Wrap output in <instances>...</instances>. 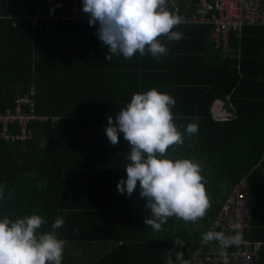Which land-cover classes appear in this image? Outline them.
I'll use <instances>...</instances> for the list:
<instances>
[{
	"label": "crops",
	"instance_id": "crops-1",
	"mask_svg": "<svg viewBox=\"0 0 264 264\" xmlns=\"http://www.w3.org/2000/svg\"><path fill=\"white\" fill-rule=\"evenodd\" d=\"M11 1L0 0V19L5 20L9 14ZM16 10L23 9L20 7ZM134 25L122 28L119 32L117 29L113 32L117 36H103L106 41L102 43L106 47L101 52L97 47L101 45L100 42L82 47L77 52L81 62L84 57L92 54L91 72H101L97 74L96 80H83L85 67L79 65L78 69L71 68L77 74L81 72L79 76L55 84V79L61 73H71L70 67L57 65L51 67V71H42L43 75L39 76V79L47 76L54 81L47 87L39 85L36 88L39 92L31 86V94L34 110L39 105L46 115L54 112L52 118L66 122L63 133L67 136L65 140H59V145L62 144V148L72 145L73 149L81 151L80 164L68 167L72 179L66 182L64 188L67 189L62 192L65 200H85L97 206L112 205L121 215L130 209L135 217L144 215L148 209L146 202L150 200L157 203L160 201L161 205L167 203L163 180L160 179V192L153 191L157 182L147 172L151 170L148 165L157 163L161 158V152L157 156L149 153L174 150L182 154L190 151L193 144L184 143V137L186 140L194 137V121L203 119L207 111L211 114L213 104L215 106L222 102L225 106V102L229 101L227 95L226 100L213 99L208 106L211 80L217 78L219 73L226 75L229 66L238 69L242 80L238 93L241 117L246 121L264 120V27L244 28L241 40L233 42L232 46L239 51L231 58L211 49L206 25ZM2 55L0 51V65ZM223 62L227 65L224 70L220 65ZM89 72L86 68V74ZM127 74H131L128 76L131 80L126 78ZM133 74H136V85L132 82ZM35 92L38 95L36 102ZM231 110L238 112L234 107ZM68 125L72 126L68 128ZM102 153L107 154L102 158ZM122 153L126 156H121ZM175 160L177 173L188 167H181L184 160L186 165L192 163L191 156L182 155ZM109 170H116L115 173L120 175L103 177ZM15 182L17 186H14ZM23 183V179L17 177L15 180L4 178L0 181L1 200L6 204L0 208V264H7L4 259L6 253L11 257L16 255L17 259L29 257L31 262L28 264L41 262L40 243L34 245L31 240L25 252L11 251L24 245L19 244V241L8 240L7 236L12 220L24 226L22 218H28L27 214H22L23 208L20 206L15 217L11 219L9 216L11 209L16 208V205L10 206L9 197L13 195L18 198L22 195L25 189ZM58 189L56 182L54 195ZM179 189L177 183L178 210L192 198L202 199V194H197L195 189ZM203 199L210 200V195H203ZM205 205L206 201L199 206L187 203L182 213L193 211L195 218L203 216ZM53 227L51 225V229ZM138 227L119 224L102 228L87 225L83 234L103 235L104 238L91 237L82 241L53 238L46 240L48 243L44 246L51 248V244H54L53 248H57V245L66 248L67 251L61 255V264H143L145 252L142 249L131 243L122 245L120 238L116 240L105 236L115 231L126 235L130 230L135 232L149 229ZM94 232L96 234H92ZM147 252L151 259L152 254ZM47 259L48 264L57 262L52 254ZM14 262L15 259H12L11 264Z\"/></svg>",
	"mask_w": 264,
	"mask_h": 264
},
{
	"label": "trees",
	"instance_id": "trees-1",
	"mask_svg": "<svg viewBox=\"0 0 264 264\" xmlns=\"http://www.w3.org/2000/svg\"><path fill=\"white\" fill-rule=\"evenodd\" d=\"M43 1L12 0L9 13L21 7L29 15H33L34 8L41 5ZM107 10L120 13L119 1L109 0ZM8 15L5 20L0 19V51L3 52L0 65V111L11 107L17 96L30 93L31 86L35 87L36 92H39L36 90L39 85L49 86L54 80H49L47 76L39 79V76L43 75L44 70L51 71L53 66L70 67L71 71V73H61L55 79V84L79 76L81 72L77 74L71 70V68L78 69L79 65L85 67L83 80H96L97 74L101 72H91L93 71L90 66L92 54L84 57L81 62L77 52L87 45L92 46L95 42L101 43L97 46L101 52V49L106 47L102 43L106 41L102 38L103 36L112 35L117 29L119 32L122 28L135 26L125 23L39 21L33 27L29 19H24L17 26H13ZM113 35L117 36V34ZM216 53L219 54L217 51ZM220 65L223 66V70L227 68L224 62ZM86 68L90 71L87 74ZM226 70L228 72L226 75L219 73L217 78L211 80V97L208 106L213 99L226 100V96L229 95V101L225 102V107L230 110L233 107L236 108L238 115L235 113L236 117L233 119L215 121L211 119L207 111L205 116H202L203 119L194 121L196 129L194 137L187 140L186 136L184 137V143L193 144V149L182 154L174 150L148 152L153 156L161 152V158L157 160V163L148 165L151 170L147 172L152 174L157 182L153 191L160 192V179L163 180V190L167 192V203L161 205L160 201L159 203L151 200L146 202L148 209L142 216L134 217L130 209L126 214L121 215L122 213L117 212L115 210L117 208L112 205L97 206L85 200H67V198L65 200L62 192L67 189L64 188L66 182L72 179L68 167L73 168L77 163L80 164L81 151L73 149L72 145L69 148H62L60 146L62 144L59 145V140L61 141L62 138L65 140L67 136L63 133L66 122L62 120L52 122L54 112L46 115L39 105L35 107L36 115L48 116V118L46 122L31 124V137L27 140L12 141L0 134V181L4 178L15 180L17 177L23 179V185L26 187L25 197L23 192L18 198L13 195L9 197L10 206L16 205L15 209H11L10 218L17 215L19 206L23 208L22 214H27L28 218L26 216L22 218L25 222L24 228L14 231L12 236L8 232V240L17 242L23 237L25 240L40 244H45L46 240L53 238L62 241H82L91 237L104 238L103 235L83 234L87 225L102 228L119 224L130 228L139 226L138 228L149 229L135 232L130 230L126 235L115 231L105 236L116 240L120 238L122 245L131 243L142 249L145 252L143 264H184L195 248L197 240L205 234L218 213L230 189L242 178L247 177L246 191L251 228L245 236L264 241V120L246 121L241 117L238 96L242 86L241 76L238 69L234 67L229 66ZM128 76L131 74H127L126 77L131 80ZM132 76V82L136 85V74ZM66 77L70 79H65ZM36 92L35 102L38 97ZM71 126L68 125V128ZM14 131L15 129L9 130L8 134ZM106 154L102 153L100 156ZM182 155L191 156L192 163L186 165L184 160L181 167H188L180 169L177 173L175 159H179ZM121 156L126 154L122 153ZM115 172L116 170H109L103 177L120 175ZM56 182L59 189L54 195L53 187ZM177 183L179 191L195 189L197 194H202V199L192 198L178 210ZM14 186H17L16 182ZM203 195H210V200L203 199ZM203 201H206L205 215L196 216L193 220L184 218V213L181 211L186 210L183 208H187V203L199 206ZM1 205L6 206L0 196V208ZM183 219L198 226L194 231H190L189 235L184 236L185 241L175 243V226ZM50 220H52L51 224ZM12 222V226L9 225L10 228L20 227L17 221L12 220ZM49 224L50 227H48ZM51 225H54L52 229ZM175 244L179 245L173 248ZM43 251L45 252V249L41 245L40 264H48ZM147 251L152 254L151 259Z\"/></svg>",
	"mask_w": 264,
	"mask_h": 264
},
{
	"label": "built area",
	"instance_id": "built-area-1",
	"mask_svg": "<svg viewBox=\"0 0 264 264\" xmlns=\"http://www.w3.org/2000/svg\"><path fill=\"white\" fill-rule=\"evenodd\" d=\"M118 1L120 13L107 10L109 0H44L34 8L33 15L16 10L9 13L8 19L13 26L29 19L33 27L39 21L206 25L211 49L231 58L239 51L232 47L233 42L241 40L245 26H264V0ZM218 103L211 107L213 120L235 118L233 110ZM46 120L35 114L32 94L26 93L0 111V134L12 141L27 140L31 137V124ZM247 186L244 177L230 189L184 264H264V241L245 236L251 228Z\"/></svg>",
	"mask_w": 264,
	"mask_h": 264
},
{
	"label": "rangeland",
	"instance_id": "rangeland-1",
	"mask_svg": "<svg viewBox=\"0 0 264 264\" xmlns=\"http://www.w3.org/2000/svg\"><path fill=\"white\" fill-rule=\"evenodd\" d=\"M24 188H26V187H24ZM25 196H26V191L24 189L23 197H25ZM193 214H194L193 211H187V212L184 213V216H185L184 218H186L188 220H190V219L193 220V218H194ZM186 219L181 220L175 226V228H176V232L174 233V241H175V243H180V242L185 241V237L184 236L185 235H189L190 234L189 232L190 231H194L195 228L198 226L197 224L193 225L192 223H189ZM24 227L25 226L10 228L9 229V235L12 236L14 231L19 230V228H24ZM18 243L21 244V245H24V247H22L20 249H11V251L15 250V251H18V252H25L27 250V248L31 245V241L25 240V239H23V237H22V239H19ZM46 243H48V242H46ZM34 245H36V243H34ZM39 245L41 247V245L44 246L46 244H39ZM53 245L51 244V248H49V246L48 247H46V246L43 247L45 249V252L43 251L44 254H45L44 258H48L49 257V259H50V254H52L54 257L57 258L56 264H61V255H63L67 250H66L65 247H59V245H57V244L56 245L58 247L57 248L56 247L53 248ZM178 245L179 244L173 245V248L178 247ZM211 248H216V247L215 246L214 247L211 246ZM15 257H16V255H14V257H11L10 255H8V253H6L4 259H5V262L7 264H11V260L12 259H15V262L13 264H28V262H31L30 258L26 257V256H25L24 259H17Z\"/></svg>",
	"mask_w": 264,
	"mask_h": 264
}]
</instances>
